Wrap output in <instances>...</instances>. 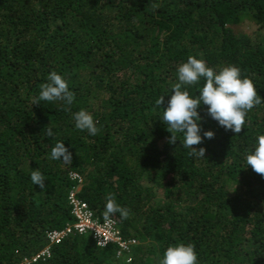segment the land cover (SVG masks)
<instances>
[{"label": "trees", "instance_id": "trees-1", "mask_svg": "<svg viewBox=\"0 0 264 264\" xmlns=\"http://www.w3.org/2000/svg\"><path fill=\"white\" fill-rule=\"evenodd\" d=\"M189 56L238 67L264 100V0H0V264L31 259L49 245L48 233L73 222L72 174L95 219H104L108 198L129 210L112 219L137 242L130 261L72 235L32 264H158L180 242L194 245L199 264H264V178L245 162L264 134V101L239 134L202 105L201 127L215 133L192 146L204 147V158L183 148L179 134L170 144L161 111ZM53 71L74 93L71 106L37 99ZM80 109L97 135L75 129ZM57 141L70 164L50 159ZM32 169L45 189L32 185Z\"/></svg>", "mask_w": 264, "mask_h": 264}, {"label": "clouds", "instance_id": "clouds-1", "mask_svg": "<svg viewBox=\"0 0 264 264\" xmlns=\"http://www.w3.org/2000/svg\"><path fill=\"white\" fill-rule=\"evenodd\" d=\"M176 74L178 82L171 89L172 94L166 108L161 111L160 120L171 134L169 143L175 144L179 134L182 147L188 149L194 157L204 158L206 149L200 147L197 150L192 146L201 145L204 140H212L215 137L212 130L204 131L201 127L202 118L198 109L202 105L207 106L208 116L216 121L219 127L239 134L244 128L248 111L264 101L258 95L253 82L247 77H242L241 70L234 65L216 69L208 66L202 59L189 56L186 62L177 67ZM193 86L197 89L196 96H191L187 90ZM168 95H162L156 99L155 106L158 109L161 110V105L165 103V97ZM37 99L59 101L65 106H71L75 95L69 90L67 81L53 71L48 75L47 82L40 85ZM72 120L75 129L86 131L89 136H95L100 131L91 113L85 109L73 112ZM46 135L48 137L54 135L50 127L47 128ZM50 159L70 164L72 154L63 141H57L51 148ZM245 162L246 168L250 167L264 178V134L256 137L253 148L245 156ZM44 180L39 169H32L30 173L32 185H37L43 190L45 189ZM116 214H119L120 219H127L129 210L111 198L106 199L103 209L105 221H110ZM158 264H199V261L194 245L180 242L169 245Z\"/></svg>", "mask_w": 264, "mask_h": 264}, {"label": "built area", "instance_id": "built-area-1", "mask_svg": "<svg viewBox=\"0 0 264 264\" xmlns=\"http://www.w3.org/2000/svg\"><path fill=\"white\" fill-rule=\"evenodd\" d=\"M70 178L76 183L68 196L73 222L67 224L61 231L48 233L47 239L49 245L31 259H25L22 264H32L40 259L49 257L51 245H57L64 238L72 235L89 236L99 248L113 246L116 249V257L129 262V256L133 247L137 245V242L123 239L118 225L113 219L110 221L95 219L86 204L77 198L81 178L76 174L70 175Z\"/></svg>", "mask_w": 264, "mask_h": 264}, {"label": "rangeland", "instance_id": "rangeland-1", "mask_svg": "<svg viewBox=\"0 0 264 264\" xmlns=\"http://www.w3.org/2000/svg\"><path fill=\"white\" fill-rule=\"evenodd\" d=\"M241 28L246 32H250L253 29V27L248 22H244L243 24H241Z\"/></svg>", "mask_w": 264, "mask_h": 264}]
</instances>
